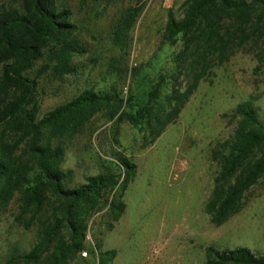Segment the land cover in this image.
<instances>
[{
  "label": "rangeland",
  "instance_id": "1",
  "mask_svg": "<svg viewBox=\"0 0 264 264\" xmlns=\"http://www.w3.org/2000/svg\"><path fill=\"white\" fill-rule=\"evenodd\" d=\"M182 2L58 0L69 9L84 52L74 56L73 74L60 77L51 69L42 71L46 55L27 72L36 81L29 105L36 118L89 89L115 92L124 100L142 95L149 83L134 77L131 68L148 62L154 53L162 71L169 67L175 51L161 45V36L168 11L179 18ZM18 4L0 0V8ZM250 43L210 69L175 121L148 146L128 121H117L124 102L98 111L75 133L53 137L64 149L62 170L71 171L68 188L107 171L119 153L135 164L123 192L122 216L108 229L107 205L100 202L87 219L84 248L61 264H99V252L109 250H115V256L107 264H203L209 246L264 253V174L245 192L241 209L223 223L213 224L205 211L218 170L212 149L232 132L236 121L230 114L236 105L258 93L255 105L264 123V61L256 56L264 42ZM19 206L17 192L0 206V264H48L50 251L36 262L23 256L37 243V218L51 209L53 196L48 193L35 217L32 211L21 214Z\"/></svg>",
  "mask_w": 264,
  "mask_h": 264
},
{
  "label": "trees",
  "instance_id": "2",
  "mask_svg": "<svg viewBox=\"0 0 264 264\" xmlns=\"http://www.w3.org/2000/svg\"><path fill=\"white\" fill-rule=\"evenodd\" d=\"M12 1L19 4L0 8V206L17 192L20 213L32 211L35 217L51 194L53 206L37 218L38 241L23 257L36 262L50 251L48 264H61L84 248L87 219L100 202L107 205L108 229L122 216L123 192L135 164L119 153L107 171L68 188L65 181L71 171L62 170L64 149L52 142L53 137L75 133L98 111L124 102L117 121H128L142 144L150 145L175 121L213 66L225 63L250 42H264V0H183L179 18L168 11L161 36V45L175 51L169 67L162 71L154 53L148 62L131 68L134 77L149 83L142 95L124 100L115 92L89 89L40 118L29 108L36 81L27 72L46 55L42 71L51 69L60 77L73 74V58L84 49L75 38L77 27L69 9L58 0ZM132 22L131 18L127 26ZM263 51L256 53L260 63ZM258 97L252 93L236 105L230 114L236 121L232 132L212 149L218 170L205 211L215 225L241 209L245 192L264 174V123L255 105ZM114 256L115 250L100 251L98 262L107 264ZM203 264H264V253L209 246Z\"/></svg>",
  "mask_w": 264,
  "mask_h": 264
}]
</instances>
